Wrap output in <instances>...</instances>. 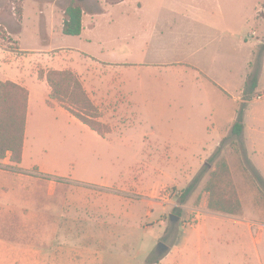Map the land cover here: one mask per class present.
Wrapping results in <instances>:
<instances>
[{"label": "rangeland", "instance_id": "obj_1", "mask_svg": "<svg viewBox=\"0 0 264 264\" xmlns=\"http://www.w3.org/2000/svg\"><path fill=\"white\" fill-rule=\"evenodd\" d=\"M66 1L67 9L73 0ZM113 1L102 2L108 9L87 34L89 43H62L106 63L136 66L133 73L128 66L107 68L103 98L95 100L116 131L97 153L76 141L74 130L35 131L38 165L94 185L53 176L19 181L0 172L7 192L18 183L28 190L23 206L14 199L22 211L13 218L0 209V237L46 250L49 264H264V187L254 172L264 179V101L234 103L217 86L238 96L253 60L262 77L250 96L259 101L264 94L262 0ZM47 4L26 0L23 24L25 0H0V79L21 70L38 74L39 55L21 48L38 50L41 29L48 39L45 21L50 25L53 13ZM55 53L43 57L51 61ZM122 75L133 76L132 102L118 86ZM244 106V118L261 127L256 143L247 149L231 135L222 151L191 159L211 140L206 128L213 134L225 112L239 115ZM9 165L0 162V169ZM211 198L229 208L239 200L242 216L210 210ZM161 242L169 246L163 254Z\"/></svg>", "mask_w": 264, "mask_h": 264}, {"label": "crops", "instance_id": "obj_2", "mask_svg": "<svg viewBox=\"0 0 264 264\" xmlns=\"http://www.w3.org/2000/svg\"><path fill=\"white\" fill-rule=\"evenodd\" d=\"M43 1L48 3L47 8H49L53 13V17H52L53 22H50L49 25L46 19L45 21L46 26L45 28L43 27L44 29L48 30L49 37L47 40H43L41 36V31H42L41 29L39 33L36 32L39 35V41L41 43V47L38 50H33V49L29 50L24 48L23 46L21 48V52L29 53L27 54L29 57L36 54L39 55L40 59L38 58L36 64L37 67L39 66V69L37 71L38 74H34L33 76H30V74H26V71L21 70L20 72L12 73L14 75V77L12 78L0 79V83L4 81H12L16 84L21 85L22 87L26 88L29 91V103H28V114H27V123H26V131H25L23 160L20 164L13 163L10 160V153H9L5 159H0V162H9L10 168H8V170L0 169V172L5 174H12L15 177H17L19 181L20 178H25L29 176L30 178H33L37 181H42L44 179L51 180L50 178L47 179V177L53 176L55 178L62 180H70L77 183L90 184L88 182H80L74 180L72 179V177L70 178L59 177L55 175L57 174V172L50 171L38 165L39 164L38 159L36 158L37 150H38V141L35 137V131L48 126L64 127L67 130H74L77 132L78 135V137H74V139L77 141L79 138L82 142V146L85 145L86 147L89 148L90 151L94 150L95 153H97L98 150L104 145V142L107 141V139L110 136H112L116 131V128L111 123L106 122L107 120H105L104 109H102L95 101L98 98L101 99L103 98L102 95L104 94V90L102 85L104 84V82H107L105 80L107 76L104 75V72L108 71L107 68L112 66L121 67V68H126V66H128L129 69L131 70V73H133V70L136 66L128 62L121 64L106 63L101 59L92 57L89 53L79 50L77 47L63 45L64 43H62L63 41H68V39L65 38H76L79 39L80 41H84L83 43L85 42L89 43L91 37L87 34L89 32H92V30L96 28L98 20L101 18L104 12L107 11L108 8H106L105 5L102 4V2H106L107 0H86L83 3L84 4L83 21H82L83 30L81 35L76 37L64 35L62 32L66 20L65 10L67 6V1L66 0H54L52 2L49 0L48 1L43 0ZM92 1H95V4H93ZM125 1L126 0H114L111 6L123 4ZM263 5H264V0H262L259 3V8L262 7L264 10ZM26 18L27 15H26V0H25L23 21H22L23 24L25 23ZM41 19L42 21L40 23V26H43L44 14H42ZM56 37H58V40H55ZM57 42H59L58 45H56ZM260 46H261L260 63L262 64L263 67L264 41L262 40L260 41ZM52 51L56 52L55 56L51 59V61L46 60L43 57V55L47 56L49 52ZM22 58L26 59V56L24 57L22 56L21 60ZM42 58H44L45 60ZM248 65H249L248 73L246 79L243 80L244 81L243 84L240 85L238 89V96H233L225 88L214 82L215 84H217V86H219V88L222 91L226 93L224 94L234 103L249 104V102L254 103V102L264 101V94L262 95V98L259 99V101L257 99L256 100L252 99L249 102L245 101L244 89L247 84L248 78L251 74H256L257 72V71L253 72V66H252L253 60L250 61ZM40 68L44 70L53 69L59 71L71 70L75 72L81 79L83 86L86 89L92 101L95 103L96 106L99 107L102 114L101 117L102 122L111 125L112 133L108 135L106 138H103L99 136L96 132L91 130L88 126L84 125L81 121H79L76 117H74L71 113H69L65 108H63L58 103L54 102V104L50 106L48 104V101L50 100L51 89L46 79H40L39 77ZM261 77H262V73L258 75V81H259L258 85H260L261 83ZM132 78L133 76L127 77L122 75L117 80L118 86L119 87L121 86L123 88L124 93L130 98V101L132 100V98L129 89L131 87V83L133 80ZM237 120H238L237 112L227 111L225 112L224 121H221L219 123L217 129L214 131L213 134H211L212 131L209 128H206L205 134L207 137H210L211 140L205 143L204 145H202V150H200L196 154H193L191 159L198 160L201 158H206L214 155V153L223 144H225L226 140L228 141L231 135H232L231 139L234 138L237 141L238 140L244 141L245 147L247 149L250 144H255L257 141L256 138L258 134H260L261 132L260 130L261 127H256V125L249 124V122L247 121V116L245 114L244 132L241 137H237L232 134L233 126L235 125ZM111 121L112 120H110V122ZM127 124H129V122L123 123V126ZM254 153H257V151H254ZM260 153L261 155L264 154L263 151ZM28 160H30V166H27L26 164ZM250 160L252 161V159ZM33 170L35 171L31 172ZM90 185H94V184H90ZM95 186H100V185H95ZM102 187H108V186H102ZM0 192H1L0 201L6 199L5 204L0 205V209L2 210L3 207L6 208L7 214L13 218V212L16 209L20 212L22 211L19 207L23 206L21 202H24L25 198H27L28 190L22 186H19L18 183L16 189L11 191L10 193L7 192L5 186L0 187ZM9 195H11V198H9ZM16 198L20 199L19 203L21 204H19V207H17L14 203V199ZM46 259H47L46 250L30 251L28 249H25L23 244H20L18 242H13L8 239L0 237V264H49L47 263ZM76 260H78V257L76 258Z\"/></svg>", "mask_w": 264, "mask_h": 264}, {"label": "trees", "instance_id": "obj_3", "mask_svg": "<svg viewBox=\"0 0 264 264\" xmlns=\"http://www.w3.org/2000/svg\"><path fill=\"white\" fill-rule=\"evenodd\" d=\"M86 0H73L72 4L65 10L66 20L63 26V34L67 36H80L83 30V9L80 6ZM40 79H46L50 89V100L61 105L84 125L96 132L99 136L106 138L112 133V127L102 122L101 111L90 98L79 76L71 71L39 70ZM258 86L257 74H251L244 89L245 101H251L253 90ZM29 91L12 81L0 83V159H5L11 154V161L20 164L23 160L25 143V131L28 114ZM246 104V103H245ZM246 107L238 115V120L233 126L232 134L241 137L244 132V113ZM221 146L218 151H222ZM261 186L264 187V179L254 171ZM200 182L198 176L186 190L187 196L192 193ZM215 203L212 198L209 209L218 213L241 217V204L237 200L232 208L226 207L222 201Z\"/></svg>", "mask_w": 264, "mask_h": 264}, {"label": "water", "instance_id": "obj_4", "mask_svg": "<svg viewBox=\"0 0 264 264\" xmlns=\"http://www.w3.org/2000/svg\"><path fill=\"white\" fill-rule=\"evenodd\" d=\"M178 219H179L178 217L172 216V220L178 221ZM168 250H169V246L167 244H165L163 242L159 243V245H158V252L160 254H163V253L167 252Z\"/></svg>", "mask_w": 264, "mask_h": 264}, {"label": "built area", "instance_id": "obj_5", "mask_svg": "<svg viewBox=\"0 0 264 264\" xmlns=\"http://www.w3.org/2000/svg\"><path fill=\"white\" fill-rule=\"evenodd\" d=\"M262 98V96H259V99H261Z\"/></svg>", "mask_w": 264, "mask_h": 264}]
</instances>
